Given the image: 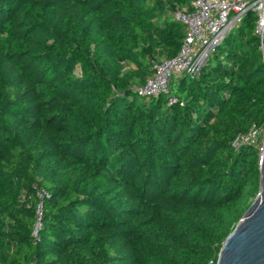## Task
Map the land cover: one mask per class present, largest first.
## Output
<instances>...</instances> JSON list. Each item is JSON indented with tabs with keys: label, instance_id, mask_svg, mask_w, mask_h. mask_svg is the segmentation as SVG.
<instances>
[{
	"label": "trees",
	"instance_id": "16d2710c",
	"mask_svg": "<svg viewBox=\"0 0 264 264\" xmlns=\"http://www.w3.org/2000/svg\"><path fill=\"white\" fill-rule=\"evenodd\" d=\"M191 2L0 0V264H217L260 190L234 141L264 123V35L250 11L140 95Z\"/></svg>",
	"mask_w": 264,
	"mask_h": 264
},
{
	"label": "built area",
	"instance_id": "2783aa9c",
	"mask_svg": "<svg viewBox=\"0 0 264 264\" xmlns=\"http://www.w3.org/2000/svg\"><path fill=\"white\" fill-rule=\"evenodd\" d=\"M256 13L255 31L260 37L264 35V0H192L191 6L179 10L175 18L186 28L180 52L168 59H163L153 65V74L145 83L138 87L142 96H158L170 90L171 76L175 72L188 70L195 74L203 64L206 56L213 51L224 35L234 28L250 12ZM244 144L255 146L261 163L264 157V123L253 124L246 132L239 134L234 146ZM45 190L39 191L41 198L45 197ZM39 218L33 230L35 238L38 236L43 212L42 203L39 204Z\"/></svg>",
	"mask_w": 264,
	"mask_h": 264
},
{
	"label": "water",
	"instance_id": "95a60500",
	"mask_svg": "<svg viewBox=\"0 0 264 264\" xmlns=\"http://www.w3.org/2000/svg\"><path fill=\"white\" fill-rule=\"evenodd\" d=\"M217 264H264V157L260 163V190L225 239Z\"/></svg>",
	"mask_w": 264,
	"mask_h": 264
},
{
	"label": "rangeland",
	"instance_id": "374dc122",
	"mask_svg": "<svg viewBox=\"0 0 264 264\" xmlns=\"http://www.w3.org/2000/svg\"><path fill=\"white\" fill-rule=\"evenodd\" d=\"M253 201H254V199L252 200V202H253ZM252 202H251V203H252ZM250 205H251V204H250Z\"/></svg>",
	"mask_w": 264,
	"mask_h": 264
}]
</instances>
